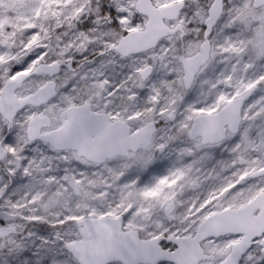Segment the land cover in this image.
Listing matches in <instances>:
<instances>
[{
    "label": "snow or ice",
    "instance_id": "1",
    "mask_svg": "<svg viewBox=\"0 0 264 264\" xmlns=\"http://www.w3.org/2000/svg\"><path fill=\"white\" fill-rule=\"evenodd\" d=\"M0 264H264V0H0Z\"/></svg>",
    "mask_w": 264,
    "mask_h": 264
}]
</instances>
